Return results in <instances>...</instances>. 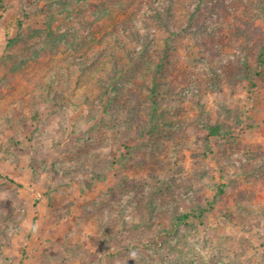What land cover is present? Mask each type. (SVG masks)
Returning <instances> with one entry per match:
<instances>
[{
    "label": "rangeland",
    "instance_id": "obj_1",
    "mask_svg": "<svg viewBox=\"0 0 264 264\" xmlns=\"http://www.w3.org/2000/svg\"><path fill=\"white\" fill-rule=\"evenodd\" d=\"M205 2L0 0V264H264V1Z\"/></svg>",
    "mask_w": 264,
    "mask_h": 264
},
{
    "label": "trees",
    "instance_id": "obj_2",
    "mask_svg": "<svg viewBox=\"0 0 264 264\" xmlns=\"http://www.w3.org/2000/svg\"><path fill=\"white\" fill-rule=\"evenodd\" d=\"M238 1H240L244 5V7H247L248 9H250L249 10L250 15H248V16H251V17H244V18L253 20L254 15H256V13H257V11H256L257 6L261 2H263L264 0H238ZM208 7H209V5H206L205 0H194L193 6L191 7V9H192L191 16L198 15L201 12L206 13V10H208ZM207 13L210 14V12H207ZM211 15L214 18L213 12L211 13ZM157 16H160V14L158 13ZM233 20H236V18H234ZM240 34L243 37V39H245V40L249 39L245 33H242V31L240 32ZM239 45H243V49H244L245 55H246V53L248 51L247 45H245L244 43H239ZM245 55H244V58H245ZM256 60L259 64V66L261 68H264V46L261 47L260 52L256 56ZM154 95H155L154 86H152V89L150 90V94H149V99H150L151 105L156 106V103L154 101ZM199 124H200V129H201L202 135L204 136V139L218 138V137L230 138L231 140L234 139V134L232 133L231 126H226V127L224 125L211 126V125H208L207 123L202 122V121H200ZM147 131L149 132V128H147ZM94 178H98V175H96L95 177L93 175L92 179H94ZM224 192H225V186L222 184L217 185L211 199L206 201L208 208H210V207L212 208V206L218 201V197L223 195ZM145 205H148V208L150 206L148 202H146ZM203 210H205V208H203L201 210L198 209L196 211L193 210V211L188 212V213H172L171 218L169 219L170 229H172V228L178 229L182 224L183 225L187 224V222L190 219H192V218L194 219V218H197L198 216L202 215ZM151 244L155 247L157 246L156 243H151ZM143 247L147 248V245L143 244ZM155 247H153V248H155ZM146 252H149V250H146ZM197 258H198V256H197Z\"/></svg>",
    "mask_w": 264,
    "mask_h": 264
}]
</instances>
